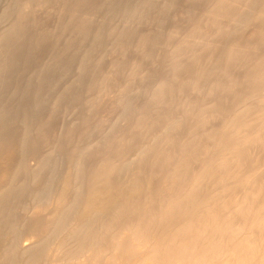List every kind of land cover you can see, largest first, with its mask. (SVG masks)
Returning <instances> with one entry per match:
<instances>
[{"label":"bare ground","instance_id":"bare-ground-1","mask_svg":"<svg viewBox=\"0 0 264 264\" xmlns=\"http://www.w3.org/2000/svg\"><path fill=\"white\" fill-rule=\"evenodd\" d=\"M177 1L0 8V264H264V0Z\"/></svg>","mask_w":264,"mask_h":264},{"label":"rangeland","instance_id":"rangeland-1","mask_svg":"<svg viewBox=\"0 0 264 264\" xmlns=\"http://www.w3.org/2000/svg\"><path fill=\"white\" fill-rule=\"evenodd\" d=\"M178 1H179L180 3H178ZM178 1H177V4H176V5H178V7H176V5L173 6V7L171 8V11H172V12H174V10H175V12H177V11L179 12L180 9H181V7L184 5V4L182 3V1L184 2L185 0H178ZM5 2H7V0H2V1H0V8H2V6H3V4H4ZM185 2H186V1H185ZM181 3H182V4H181ZM178 9H179V10H178ZM156 11H157V10H155V11L152 10V11H151V14H155ZM53 12H54V11H53ZM178 12H177V15H179ZM50 13H51V15H50ZM156 13H157V12H156ZM48 14H49L50 17L53 16V18L51 17L52 19H51V18L49 19V18H48L49 16L44 15V16H43V19H46V20L44 21V24H45L46 21H47V22H48V21H49V22L52 21L51 24H52L53 22H55L54 20L56 19V17H55L54 15H52V12H49ZM48 14H47V15H48ZM177 15H174V16H175V17H178ZM46 17H47V18H46ZM168 21H169V24H170L171 21H170V20H168ZM168 21H167V22H168ZM49 22L47 23V26L50 25L49 27H51V24H49ZM152 22H153V21H149V22L143 23V24H142L143 27H142L141 24H140V28H141L142 30H143V28H144V30H146V31H148V30L151 31L152 29H153V31H155V30H158V28L160 27V25H161L160 28H163V27L165 28V27H167V25H165V24H167V22H166V23L164 22V23H163L164 25H163V24L158 25V23H157V25H158L159 27L156 28V29L154 30V28L156 27V26H155L156 22L154 21L155 23L153 22V24H151ZM44 24H42V27H47L46 24H45V25H44ZM145 24H146V25H145ZM150 24H151V25H154L155 27L152 26V27H153V28L151 27L152 29L149 27V29L147 30V27H148L147 25L150 26ZM169 24H168V26H169ZM1 26H2V25L0 24V27H1ZM145 28H146V29H145ZM250 28H251V27H248V28L245 29L244 31L239 32L238 35H239L240 37H237V38L240 39L241 36H242V40H241V39H240V40L243 41V36L246 37V35L249 34V35L247 36V37H248V40L246 41V38H244V41H243V42H244V43H245V41H246V42H249V41L251 42V40H250L251 38H249V37H250V35H251L250 33H251L252 30H251ZM249 29H250V30H249ZM248 30H249V32H248ZM152 33H153V32H152ZM246 33H248V34H246ZM240 34H241V35H240ZM252 39H253V38H252ZM223 40H224V39H223ZM226 40H227V39H225L224 42H226ZM222 44H223V43H222ZM130 53H131V51H130ZM130 53H127V54L129 55ZM132 53H133V52H132ZM132 53L130 54L131 56H132ZM128 55H127V56H128ZM130 55H129V56H130ZM242 57H243V56H242ZM241 59H242V58H241ZM241 59H239V57H238L237 60L240 62ZM237 60H235V61H237ZM239 62H237L238 64L235 65V66H233V67H232L233 69L230 71V72L233 74V76H234V75H237V73H238V74H242V73L245 71V70H242V69H244L243 67H245V66L240 65ZM146 65H147L148 67H149V66H150V67L152 66V69H153V65H152V64H146ZM239 65H240V67H239ZM241 66H242V67H241ZM154 67H155V65H154ZM156 67H157V66H156ZM156 67H155V68H156ZM237 67H238V68H237ZM155 68H154V69H155ZM247 68H248V66H247ZM247 68L245 67V69H247ZM149 70H151V69L149 68ZM70 71H72V70H70ZM64 72H65V71H64ZM62 73H63V72H62ZM56 74H57V73H56ZM69 74H70V73H69ZM71 75H72V74H71ZM68 76H69V75H68ZM71 78H72L71 76L68 77V79H71ZM64 82H65V80L62 81V78H61V81H59V82L57 83L58 85L54 84L55 87H57L56 90H57V89H59L58 91H62V90H63V91H62V96L64 95V90H65V89H64V87H65V86H64ZM54 85H53V86H54ZM60 86H62V87H60ZM59 87H60V88H59ZM77 87H78V90H75V89H77L76 87L73 89V90H74L73 92H74V93H77V94H71V93H70L71 90H70V91L67 90L68 93H70V95L67 94L66 92H65V95H66V96H68V95H69V96H74V97L77 96V95L81 92V90H80V88H79V85H78ZM73 92H72V93H73ZM65 95H64V97H65ZM56 110H58V109H56ZM56 110H55V111H56ZM56 112H58L59 114H58V117H56V119H54V120H56V122L58 123V126H59L60 123H61L60 120H62L64 114H63V112H59V110L56 111ZM56 112H54V114H56ZM67 116H68V118H71V117L74 116V113L67 114ZM69 116H70V117H69Z\"/></svg>","mask_w":264,"mask_h":264}]
</instances>
